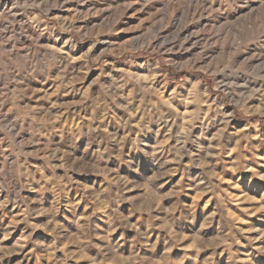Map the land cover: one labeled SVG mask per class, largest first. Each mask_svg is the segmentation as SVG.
I'll use <instances>...</instances> for the list:
<instances>
[{
  "label": "rangeland",
  "instance_id": "1",
  "mask_svg": "<svg viewBox=\"0 0 264 264\" xmlns=\"http://www.w3.org/2000/svg\"><path fill=\"white\" fill-rule=\"evenodd\" d=\"M15 5L0 264H264V0Z\"/></svg>",
  "mask_w": 264,
  "mask_h": 264
},
{
  "label": "bare ground",
  "instance_id": "2",
  "mask_svg": "<svg viewBox=\"0 0 264 264\" xmlns=\"http://www.w3.org/2000/svg\"><path fill=\"white\" fill-rule=\"evenodd\" d=\"M16 0H10V1H6L5 3H2L0 0V11H3V14H5V11H7V13L9 14V16L16 18L17 15L19 14L18 10H17V6L15 5ZM225 91L231 95V91H228V88H225ZM228 116V115H227Z\"/></svg>",
  "mask_w": 264,
  "mask_h": 264
}]
</instances>
